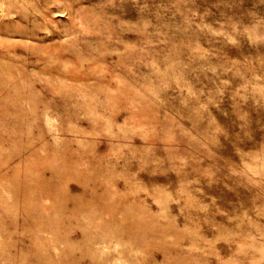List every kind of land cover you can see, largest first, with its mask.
Listing matches in <instances>:
<instances>
[{
	"label": "rangeland",
	"instance_id": "rangeland-1",
	"mask_svg": "<svg viewBox=\"0 0 264 264\" xmlns=\"http://www.w3.org/2000/svg\"><path fill=\"white\" fill-rule=\"evenodd\" d=\"M0 264H264V0H0Z\"/></svg>",
	"mask_w": 264,
	"mask_h": 264
}]
</instances>
